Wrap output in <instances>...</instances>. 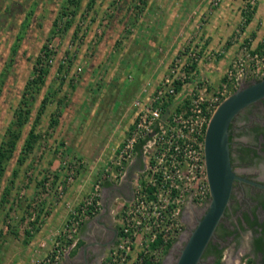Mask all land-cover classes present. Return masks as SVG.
Returning <instances> with one entry per match:
<instances>
[{"label": "rangeland", "instance_id": "rangeland-1", "mask_svg": "<svg viewBox=\"0 0 264 264\" xmlns=\"http://www.w3.org/2000/svg\"><path fill=\"white\" fill-rule=\"evenodd\" d=\"M145 3L146 0H0V140L11 125L13 111L20 103L22 92H33L30 119L23 127L17 148L6 162L0 180V264L9 261L13 254L23 252V227L26 224L30 229H38L39 216L47 215L53 205L69 206L84 200L91 183L100 174L92 168L96 166L98 169L112 154L104 146L120 142L122 133L126 134L125 117L128 116L137 87L125 88L119 80H109V77L116 73L113 64L115 58L122 51V44L132 40L137 22L141 21L146 8ZM203 3L208 13L190 16L191 27L185 38L187 43L183 46L194 44L203 50H214V57L206 55V51L201 54L200 60L203 59L205 65L213 62L217 67L219 57L225 51L226 42L221 39L214 46L206 48H203L201 39L205 22L222 6L224 10H230L233 16L232 19L224 17V20H228L223 24L224 29L227 28L224 31L233 28L230 35L224 34L237 42L236 52L229 63L259 40L264 29V15L257 23L258 29H261L259 33L247 35L243 30L253 14L257 17L264 14V10H261L264 0H254L251 18L244 23L243 15L246 17L250 10L246 0H220L218 4L204 0ZM43 49L47 55L42 63L48 68L44 81L38 87H27V82L34 76L36 57L41 52L43 55ZM216 50H220V53ZM109 59H112V63H108ZM206 66L211 67L210 64ZM227 66L222 67L220 74L216 71L215 74L210 72L211 75L201 77H205L209 87L215 89L223 81ZM164 69L163 65L159 66L156 75ZM127 74L120 72L119 78L129 79ZM249 80L245 78L241 83ZM132 81L135 86L141 83ZM48 94L49 98L43 101L42 98ZM42 102H45L44 107L35 123L33 120ZM175 107V104L168 107L165 115ZM54 119L57 121L51 124ZM33 123L41 137L20 162L19 158L23 155L20 152L21 144ZM142 163L144 167V160ZM257 165L256 161L249 168L240 165L238 168L250 171ZM15 170L16 174L13 173ZM68 172H73L70 182H66ZM137 174L140 176L141 172ZM87 177L89 184L67 200L70 185L73 182L84 183ZM100 195L102 198V193ZM131 195L124 201L130 199ZM208 200L209 196L200 203L204 210ZM124 201H115L112 205V222L116 227H119L117 220ZM63 222H58L56 227L60 229ZM183 234L186 235V232L181 219V229L161 253L159 264L174 263L178 253L171 258L168 251L172 245L185 242ZM240 247L243 252L240 255L233 242L224 248V264L230 263L227 260L232 259L231 256L235 260L241 257L238 264H243L242 257L247 253L242 244ZM112 248L111 245L96 264L108 261ZM3 255L8 256L7 260H3Z\"/></svg>", "mask_w": 264, "mask_h": 264}, {"label": "built area", "instance_id": "built-area-1", "mask_svg": "<svg viewBox=\"0 0 264 264\" xmlns=\"http://www.w3.org/2000/svg\"><path fill=\"white\" fill-rule=\"evenodd\" d=\"M246 5L252 7L254 0H246ZM245 19L243 15V23ZM203 51L214 57V50H203L194 44L181 47L155 86L150 89L151 81L144 84L132 100V123L103 171L91 183L84 200L71 208L48 250L33 258L31 264L61 262L75 242L79 225L101 208L103 180L122 178L140 141L144 167L133 180L131 198L121 204L117 235L104 264H144L145 256L160 259L181 229L180 215L186 201L200 204L209 196L204 134L211 114L245 78L264 76V29L258 41L228 64L223 81L215 89L209 87L205 77H194L195 68H191ZM176 97L180 104L165 115L167 107L163 103ZM72 180L73 172H68L66 182Z\"/></svg>", "mask_w": 264, "mask_h": 264}, {"label": "crops", "instance_id": "crops-1", "mask_svg": "<svg viewBox=\"0 0 264 264\" xmlns=\"http://www.w3.org/2000/svg\"><path fill=\"white\" fill-rule=\"evenodd\" d=\"M203 1L204 0H146V8L141 17V21L137 22L138 25L132 35V40L122 44V51L118 53V56L115 58V63H113L114 66H116V73L110 76L111 78L109 77V80H119L125 88L127 86L131 87V89L137 87L133 97L137 95L147 81H151L149 87L152 89L166 70L167 63H169L174 56L175 50L187 43L185 38L191 27L190 16L194 15V13L195 16L208 13ZM261 10H264V8ZM197 11L198 13H196ZM226 11L227 10H224V6L218 8L217 12H215L213 16H210L209 20L205 22L201 31V39L204 43L203 48L214 46L220 39L222 42H226L225 51L223 55L219 57V64L215 67L213 62H207V64L211 65V67H209L206 66L207 64L205 65L203 63V59L199 60L196 64L194 77L211 75L210 72L215 74L216 71L220 74L221 71H223L222 67L228 65L229 60L236 52L237 42L235 38L232 39V37H229L233 28L225 32L227 28L224 29L225 26H223L224 23H228V20H224V17L227 16L228 19L233 18L230 10ZM254 13H256V11ZM263 15L264 14L261 13L257 17V15L255 16V14H253V17L245 26L243 33L247 35L259 33L261 29H258L259 26H257V23ZM234 17L237 19V16ZM233 21L236 20L233 19ZM253 21L254 24L252 23ZM224 33H229V35L226 36ZM108 63H112V59H109ZM162 65L165 69L157 76L155 72L157 68ZM120 72H128L127 76L129 79H120ZM132 80L140 81L141 83L135 86V84L132 85ZM178 101L179 97L172 98L167 102L166 107H171L172 104L179 105L180 103H178ZM167 108L166 110H168ZM129 109L128 116L126 115L125 117L126 121L124 120V129H126V131L127 127L132 123L133 118V109H131V106ZM122 136L124 137L123 133ZM118 143L119 142L109 146L105 144L106 146L104 147H108L107 149L113 152ZM139 151L140 150L137 149L133 158L126 164L124 174L119 181L103 180L101 188V208L97 213L85 219V223H90L89 226H91L92 229L100 226L102 222L104 223L105 219L113 221L114 217L112 213H114V210L112 205L115 201L122 202L131 195L133 180L143 167V155ZM107 161L108 157H106L98 169L94 166L92 168L93 171L102 172ZM87 180L88 177L85 178L84 183L73 182L70 185L71 188H69V190L71 192L67 200L73 198L76 191L83 189L86 184H89V180ZM126 188L129 191L127 194H125ZM71 205H53L51 211L47 215L43 217L39 216L40 226L38 229H30L29 225L26 224L23 227V252L21 251L17 254H13L5 264H31L33 258L38 255H43L50 247L54 235L59 230L56 225L58 222H63L66 219L71 208L76 205V202L74 205ZM26 229L29 230V234H25ZM80 236L81 228H79L76 237ZM22 255L23 257H21ZM7 257L8 256L3 255V260H7ZM76 257L77 248L76 246H71L69 252L63 256L59 264H75L74 261Z\"/></svg>", "mask_w": 264, "mask_h": 264}, {"label": "flooded vegetation", "instance_id": "flooded-vegetation-1", "mask_svg": "<svg viewBox=\"0 0 264 264\" xmlns=\"http://www.w3.org/2000/svg\"><path fill=\"white\" fill-rule=\"evenodd\" d=\"M228 136L233 168L237 174L254 183L234 180L229 203L198 264H213L219 249H222L220 264H224V248L231 242L238 247V255L243 254L240 244L244 246L247 254L242 257L243 264H247L249 259H252L251 264H264V98L249 104L234 116ZM256 161L258 165L253 170L243 171L238 168V165L249 168L254 166ZM127 193L129 191L126 188L125 194ZM181 212L183 230L186 232V235H183L186 237L187 231L189 232L202 216L204 208L188 200ZM84 223L85 220L79 225L77 233L81 228V236L76 237L73 244L77 248L74 263L96 264L114 242L118 228L107 219L93 229L89 226L90 223ZM259 237L261 240L257 239ZM182 245L183 242L172 245L168 255L174 258ZM231 257L232 259L227 260L230 261L229 264L240 263L241 257L237 260Z\"/></svg>", "mask_w": 264, "mask_h": 264}, {"label": "water", "instance_id": "water-1", "mask_svg": "<svg viewBox=\"0 0 264 264\" xmlns=\"http://www.w3.org/2000/svg\"><path fill=\"white\" fill-rule=\"evenodd\" d=\"M264 98V76L241 84L216 106L204 134V157L209 200L202 216L185 237L173 264H198L229 203L233 182L245 180L231 163L229 126L234 116L249 104ZM154 130L150 132V135Z\"/></svg>", "mask_w": 264, "mask_h": 264}, {"label": "trees", "instance_id": "trees-1", "mask_svg": "<svg viewBox=\"0 0 264 264\" xmlns=\"http://www.w3.org/2000/svg\"><path fill=\"white\" fill-rule=\"evenodd\" d=\"M69 1H72V0H66V2H69ZM253 11H254V5L252 7H250V10L248 12V15L246 16L245 22L250 20ZM46 55H47V52L45 49H43V55L41 52L36 57V61L34 64V76L27 82V87H29V85H33V88L38 87V85H40L44 81V77H45V74L47 73L48 68H46V66H44V63H42V59ZM40 63H41V65H40ZM196 64L197 63L194 62L192 64L191 68H196ZM177 88H180V85H178ZM31 97H33V92H31V91L27 92V90L22 92V98L20 100V103L13 111V120L11 122V125H9L6 128L5 133L3 134V136L0 140V180L3 176L6 162L10 159V157L13 154V151L17 148L19 139H20L21 134H22L23 127H24L25 123L27 121H29V119H30V114H31V101L30 100H31ZM47 98H49V94L44 96L42 98V100L46 101ZM44 103L45 102H42V104L40 105L41 109H39V111L37 112L36 118H34V120H33L35 123H37V119L39 118V116L42 112V108L44 107ZM166 104H167V102L163 103L164 107H166L165 106ZM56 121L57 120L54 119L51 122V124H53ZM35 123H33L30 126V128L26 132L25 138L21 144L20 152L23 155L19 158L20 162L22 161L23 156L28 154L33 149L36 141L41 137V133L36 131V129H35ZM142 142L143 141H140L139 143H137V145H136L137 149L140 150V145ZM139 152H141V151H139ZM13 173L16 174L17 173L16 170ZM88 211L90 212V210H88ZM81 225L82 224H80V226ZM25 232H27V234H29L28 229H26ZM257 239L261 240V237H259ZM157 242H159V240L155 241V243H157ZM168 245H170V243ZM209 247H210V244L208 246V251H209ZM258 249H262V248L258 247ZM216 254H217L216 259H215L213 264H220L222 249L217 250ZM106 262L107 261H105V262L102 261L101 264H104ZM249 262L247 264H251L252 259H249ZM143 263L144 264H159L160 262H159V260L154 261V260L147 258L145 256V258L143 259Z\"/></svg>", "mask_w": 264, "mask_h": 264}]
</instances>
